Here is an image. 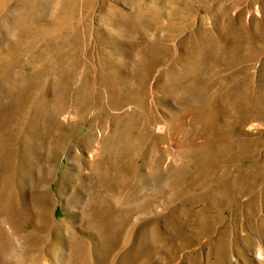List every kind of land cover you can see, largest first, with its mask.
<instances>
[{
    "label": "rangeland",
    "instance_id": "374dc122",
    "mask_svg": "<svg viewBox=\"0 0 264 264\" xmlns=\"http://www.w3.org/2000/svg\"><path fill=\"white\" fill-rule=\"evenodd\" d=\"M3 165L0 264H264V0H0Z\"/></svg>",
    "mask_w": 264,
    "mask_h": 264
},
{
    "label": "bare ground",
    "instance_id": "6f19581e",
    "mask_svg": "<svg viewBox=\"0 0 264 264\" xmlns=\"http://www.w3.org/2000/svg\"><path fill=\"white\" fill-rule=\"evenodd\" d=\"M4 167L2 169H0V207H3L4 209H7V210L11 211V209L13 207V204H14V200H13V197L11 195L10 189L8 187V184H9L8 181L9 180L7 178L8 177L7 173H8L9 166L7 165V166H4ZM7 182H8V184H7ZM36 198H37L36 201H37L39 207H41V209L42 208H46L45 206H47L46 202L48 200L46 201L45 200L46 198H44V196H40V198L39 197H36Z\"/></svg>",
    "mask_w": 264,
    "mask_h": 264
}]
</instances>
